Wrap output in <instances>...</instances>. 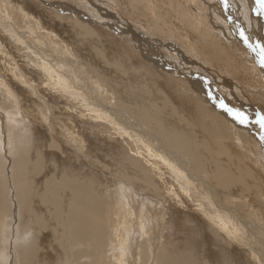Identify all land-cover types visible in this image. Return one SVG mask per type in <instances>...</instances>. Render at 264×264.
Masks as SVG:
<instances>
[{
    "label": "bare ground",
    "instance_id": "bare-ground-1",
    "mask_svg": "<svg viewBox=\"0 0 264 264\" xmlns=\"http://www.w3.org/2000/svg\"><path fill=\"white\" fill-rule=\"evenodd\" d=\"M227 3L0 0V264H264V17Z\"/></svg>",
    "mask_w": 264,
    "mask_h": 264
},
{
    "label": "snow or ice",
    "instance_id": "snow-or-ice-1",
    "mask_svg": "<svg viewBox=\"0 0 264 264\" xmlns=\"http://www.w3.org/2000/svg\"><path fill=\"white\" fill-rule=\"evenodd\" d=\"M221 3L225 8L228 7L227 0H221ZM252 10L258 17H264V0H255V7ZM240 36L247 48L257 54L259 57L258 63L260 67L264 69V42L257 41L255 44L251 43L249 36H247L243 30L240 31ZM221 107L227 111L239 125L247 127L250 123H253L243 111L234 110L223 102H221ZM254 123L259 127L262 133L261 139L264 140V114L259 112L256 113Z\"/></svg>",
    "mask_w": 264,
    "mask_h": 264
},
{
    "label": "rangeland",
    "instance_id": "rangeland-1",
    "mask_svg": "<svg viewBox=\"0 0 264 264\" xmlns=\"http://www.w3.org/2000/svg\"><path fill=\"white\" fill-rule=\"evenodd\" d=\"M25 1H26L27 3L30 2V0H28V1L25 0ZM249 1H251V0H249ZM227 4H228V3H227ZM252 9H253V8H252ZM252 9H251V12L255 14V12H254ZM245 23H246V22L244 21V24H245ZM245 26L247 27V24H245ZM234 30H235V29H234ZM237 38H238V37H237ZM238 47H240V46H238ZM242 48H243V47H242ZM243 49H245V48H243ZM16 60L18 61L19 59H16ZM29 109H30V108H29ZM30 110H31V111H30ZM30 110L28 111V113H29V114H32V115H31V118L34 119V121H35V118L38 117V116L36 115L37 113H35V112H37V111H36L35 109H32V108H31ZM30 112H31V113H30ZM33 116H34V118H33ZM28 120H29V119H28ZM168 230H169V229H168ZM168 233H169V232H168ZM168 233H167V234H168ZM168 236H170L171 239H174L176 242L179 240V237L176 238V236H175V238L178 239V240H176L174 237L171 236L170 233L168 234ZM183 236H184V235L182 234V238H184V239H185V237L187 238L186 235H185V237H183ZM184 239H182V240H184Z\"/></svg>",
    "mask_w": 264,
    "mask_h": 264
}]
</instances>
